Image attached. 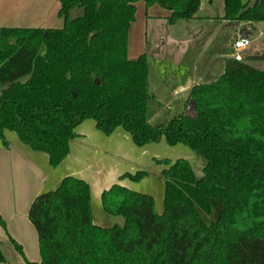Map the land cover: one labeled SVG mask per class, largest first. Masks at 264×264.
Returning <instances> with one entry per match:
<instances>
[{
	"label": "trees",
	"instance_id": "trees-1",
	"mask_svg": "<svg viewBox=\"0 0 264 264\" xmlns=\"http://www.w3.org/2000/svg\"><path fill=\"white\" fill-rule=\"evenodd\" d=\"M136 1L168 11L169 23L193 18L199 6V0H57L60 27H0V141L6 145L3 131H12L55 167L74 127L92 119L103 134L121 127L135 146L161 138L188 146L204 160L201 175L183 158L157 161L160 213L151 196L110 185L100 192L101 208L123 217L110 227L91 222L86 182L62 177L27 210L39 264H264V69L248 63L253 56L226 57L217 78L186 91L191 113L151 124L158 104L146 56L125 55ZM74 7L81 15L70 19ZM219 19L264 22V0H222ZM210 199L221 206L205 223Z\"/></svg>",
	"mask_w": 264,
	"mask_h": 264
},
{
	"label": "crops",
	"instance_id": "crops-1",
	"mask_svg": "<svg viewBox=\"0 0 264 264\" xmlns=\"http://www.w3.org/2000/svg\"><path fill=\"white\" fill-rule=\"evenodd\" d=\"M211 1L206 0L207 3ZM57 7V0H0V27L56 28L55 26L61 23V19L56 14ZM134 7V19L126 31L125 55L127 59H134L144 54L147 65L148 56L165 54L164 48L160 49L161 52L157 50L160 44L167 45V41L158 43L161 35L163 39L167 38L166 32L173 29L176 31L177 23H189L196 17L195 14L191 19L169 23L166 19L168 11L156 4L145 6L142 1H136ZM200 10L201 0L197 12ZM79 12L80 10H75V14ZM216 21L215 28L218 27V20ZM221 21L223 24L226 23L224 20ZM241 31L239 30L238 33ZM243 33H246L248 38L249 33L247 31ZM245 50L241 52L242 58L251 56L249 54L244 56ZM181 68L183 72L179 71L174 86L189 82L190 85L193 84L189 74L195 81H202L201 78L208 70L205 68L203 73L197 76L194 68L186 66ZM183 95L186 97L185 93ZM74 133L75 136L68 143V151L64 159L55 167H51L45 153L32 150L21 143L14 132L3 131L6 145H2L0 141V218L4 227H0V247L2 240L9 241L8 238L18 244L22 253V257L17 253L19 264H24V261L28 264H39L36 233L27 219L29 204L38 193L55 188L64 176L77 177L88 186L91 222L101 226H107L106 222L121 226L123 223L121 215H109L102 210L99 201L100 192L112 184H119L132 190L133 185L148 175L150 162L157 167L156 173L161 169H159L161 165L156 162L162 159L149 156V161L145 162L135 156V153L136 149L151 143L158 145L162 138L156 143L149 142L135 146L129 134L121 127H116L109 134H103L95 128L92 119L82 120L74 127ZM198 164H200L198 175L200 176L204 160L200 159ZM135 171H144L145 175L138 181L122 176L126 173L133 174ZM193 174L198 178L195 173ZM92 202L95 204V212L91 209ZM96 207H100V211ZM4 263L3 258L0 264Z\"/></svg>",
	"mask_w": 264,
	"mask_h": 264
},
{
	"label": "rangeland",
	"instance_id": "rangeland-1",
	"mask_svg": "<svg viewBox=\"0 0 264 264\" xmlns=\"http://www.w3.org/2000/svg\"><path fill=\"white\" fill-rule=\"evenodd\" d=\"M80 9L79 7L72 8L68 13V17L70 19L78 17L81 13L75 14V10ZM221 14L222 0H212L211 3H207L206 0H201V10L196 13L193 21L189 23H177L176 31L174 29L171 31L167 28V30H170H166L169 39L168 37L163 39L162 35L160 36L158 43L167 41V45L160 44L157 50L161 52L160 49L164 48L165 54L148 56L149 89L155 96L158 104V107L149 118L151 124L164 123L179 113H191L190 105L186 101V97L181 92H177L178 88H181L184 84L174 86L175 78L179 71L181 73L183 72L181 67L194 68L195 75L197 76L203 73L205 68H208L206 74L203 77L201 76V82L214 80L223 70L224 58L232 55L230 44L239 30L249 33L248 39L250 43L245 50L244 56L249 54L254 59L247 60L248 63L254 67L264 69V22H238L234 29L231 27L223 28L224 24L219 19ZM216 20H218L217 28H215L217 24ZM60 26L61 23L55 27ZM246 59V57L242 58V60ZM189 77L192 78V75L189 74ZM143 152L144 154H142ZM135 156L145 160V162L149 161V156L167 159L170 163L177 158H183L188 161L193 173L199 177L200 164L198 162L202 158L188 146L180 143L169 146L161 140L158 145L151 143L136 149ZM149 165L150 168L147 170L148 175L133 185L132 190L151 196L154 211L160 213L162 209V178L159 173H156L155 168L157 167L154 166V163L150 162ZM161 167L159 166V169ZM209 202L210 214H201V218L205 223H208L216 217L221 206L214 199H210ZM99 208L97 210L100 211ZM91 209L92 212H95L94 202H92ZM105 225H109L110 227L113 224L106 222ZM0 250L5 260L4 264H19L20 259L18 254L9 241L2 240Z\"/></svg>",
	"mask_w": 264,
	"mask_h": 264
},
{
	"label": "built area",
	"instance_id": "built-area-1",
	"mask_svg": "<svg viewBox=\"0 0 264 264\" xmlns=\"http://www.w3.org/2000/svg\"><path fill=\"white\" fill-rule=\"evenodd\" d=\"M242 33V31L239 32L230 44V47L232 49L231 57L237 61L242 60L241 52L245 50L246 46L249 43L248 38L246 36L243 37Z\"/></svg>",
	"mask_w": 264,
	"mask_h": 264
},
{
	"label": "water",
	"instance_id": "water-1",
	"mask_svg": "<svg viewBox=\"0 0 264 264\" xmlns=\"http://www.w3.org/2000/svg\"><path fill=\"white\" fill-rule=\"evenodd\" d=\"M237 25V22H226L223 25L224 27H231L232 29H234ZM242 36H246V33H242ZM192 83H206V82H201V81H195V79L192 77ZM190 87V82L185 84L184 86H182L181 88H178L177 92H181L182 94H186V91L188 90V88Z\"/></svg>",
	"mask_w": 264,
	"mask_h": 264
}]
</instances>
